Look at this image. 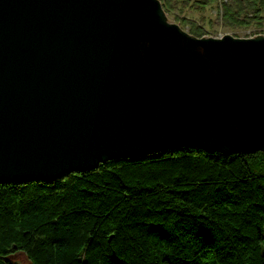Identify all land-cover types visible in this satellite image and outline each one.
I'll use <instances>...</instances> for the list:
<instances>
[{"label": "water", "instance_id": "obj_1", "mask_svg": "<svg viewBox=\"0 0 264 264\" xmlns=\"http://www.w3.org/2000/svg\"><path fill=\"white\" fill-rule=\"evenodd\" d=\"M158 0H0V183L194 144L264 149V34L197 37Z\"/></svg>", "mask_w": 264, "mask_h": 264}, {"label": "trees", "instance_id": "obj_2", "mask_svg": "<svg viewBox=\"0 0 264 264\" xmlns=\"http://www.w3.org/2000/svg\"><path fill=\"white\" fill-rule=\"evenodd\" d=\"M217 4L227 26H264V0ZM261 150L181 145L0 183V264H264V169L249 166Z\"/></svg>", "mask_w": 264, "mask_h": 264}, {"label": "rangeland", "instance_id": "obj_3", "mask_svg": "<svg viewBox=\"0 0 264 264\" xmlns=\"http://www.w3.org/2000/svg\"><path fill=\"white\" fill-rule=\"evenodd\" d=\"M158 1L161 7L160 13L163 19L166 22L176 23L178 28L185 33L191 34L189 33V26L188 24H182L178 17H188L201 25V27L204 29V32L197 37L219 38L224 34H229L233 37H259L264 34V26L257 25L254 21L245 27H232L222 23L221 6L220 4H217L220 0L208 3L203 8H200L195 0H173L170 3V8H167L163 0ZM262 158H264V150H261L258 154H254L252 156V158L249 160V166L252 171L264 169V164L259 161ZM11 258L19 263H28V259L21 252L12 253Z\"/></svg>", "mask_w": 264, "mask_h": 264}]
</instances>
